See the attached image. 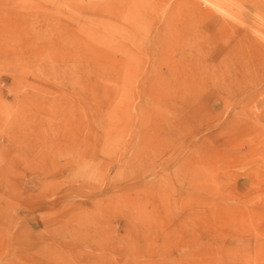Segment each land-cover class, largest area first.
I'll return each instance as SVG.
<instances>
[{"label": "rangeland", "instance_id": "rangeland-1", "mask_svg": "<svg viewBox=\"0 0 264 264\" xmlns=\"http://www.w3.org/2000/svg\"><path fill=\"white\" fill-rule=\"evenodd\" d=\"M263 58L264 0H0V264H264Z\"/></svg>", "mask_w": 264, "mask_h": 264}, {"label": "bare ground", "instance_id": "bare-ground-1", "mask_svg": "<svg viewBox=\"0 0 264 264\" xmlns=\"http://www.w3.org/2000/svg\"><path fill=\"white\" fill-rule=\"evenodd\" d=\"M214 23V22H213ZM218 27H220V25L218 26ZM234 29V28H233ZM217 30V29H216ZM220 30H222V29H220ZM222 31H226V29L224 30H222ZM235 31V30H234ZM218 32H220V31H218ZM232 32V31H231ZM237 32V31H236ZM224 34V33H223ZM223 34H222V36H223ZM242 34V33H241ZM231 35V34H230ZM229 35V36H230ZM235 35V34H234ZM237 36V35H236ZM236 36H234V37H236ZM244 37H246L245 35H244ZM204 38V37H203ZM247 38V37H246ZM240 39H242L241 37H240ZM245 39V38H244ZM248 40H250V39H248L247 38V41ZM200 41V40H199ZM220 41H222V40H220ZM245 41V40H244ZM246 41V42H247ZM248 43V42H247ZM250 43H252V40L250 41ZM236 44V43H235ZM203 45V44H202ZM218 45V44H217ZM233 45H234V43H233ZM252 45V44H251ZM214 46V45H213ZM232 46V45H231ZM233 47V46H232ZM235 47V46H234ZM235 48H239V47H235ZM254 48H256V47H254ZM253 47H252V49H254ZM204 49V48H203ZM219 50H220V47L218 48ZM222 50H223V48H221ZM249 49V48H248ZM250 49H251V47H250ZM249 49V50H250ZM215 50V49H214ZM218 50V51H219ZM231 50H233V49H231ZM224 51V50H223ZM250 51H252V50H250ZM221 52V51H220ZM237 52H238V50H237ZM256 52V51H255ZM258 52H260L259 50H258ZM198 53V52H197ZM200 53V52H199ZM222 53V52H221ZM220 53V54H221ZM253 53H254V51H253ZM252 53V54H253ZM201 54H202V52H201ZM205 54V53H204ZM246 54V53H245ZM256 54L257 53H255V57H256ZM260 54L261 53H259V56H260ZM216 55V54H215ZM250 55V54H249ZM261 55H263V53L261 54ZM217 56V55H216ZM219 56V55H218ZM247 56H248V53H247V55H246V58H247ZM253 56V55H252ZM196 57H198V56H196ZM250 57V56H249ZM262 57V56H261ZM199 58V57H198ZM205 58V57H204ZM208 58V57H207ZM206 59V58H205ZM210 59V58H209ZM211 59H214V58H211ZM241 59V58H240ZM248 59H250V58H248ZM254 59V58H253ZM256 59H258L257 57H256ZM260 59V58H259ZM264 59V58H263ZM199 60V59H198ZM217 60H219V59H217ZM247 60V59H246ZM215 61V60H214ZM235 61V60H234ZM236 61H238V60H236ZM247 61H250L251 62V60H247ZM253 61V60H252ZM258 61V60H257ZM193 62V61H192ZM241 62H243V61H241ZM250 62H248L249 64L248 65H250ZM255 62V61H254ZM216 63V62H215ZM256 63V62H255ZM258 63V62H257ZM237 64H239V63H237ZM262 64V63H261ZM264 64V63H263ZM245 65V64H244ZM252 65H254V63L252 64ZM186 66V65H185ZM233 67V66H232ZM246 67H247V64H246ZM189 68V67H188ZM191 68V67H190ZM205 68V67H204ZM239 68V67H238ZM241 68H242V66H241ZM248 68H249V66H248ZM254 68V67H253ZM255 68H257V67H255ZM255 68H254V70H255ZM260 69H261V66L259 67ZM206 69V68H205ZM216 69H218L217 67H216ZM232 69V68H231ZM237 69V68H236ZM226 70V69H225ZM262 70H263V68H262ZM209 71H210V69H209ZM221 71V70H220ZM232 71H233V69H232ZM240 71V70H239ZM245 71V70H244ZM248 71H249V69H248ZM251 71V70H250ZM259 71V70H258ZM186 72V71H185ZM201 72V71H200ZM205 72V71H204ZM222 72V71H221ZM235 72V71H234ZM189 73V72H188ZM225 73L228 75V73H227V71H225ZM233 73V72H232ZM255 73H256V71H255ZM258 73V72H257ZM184 74V73H183ZM206 74V73H205ZM204 74V75H205ZM211 74V73H210ZM238 74V73H237ZM219 75H221L220 73H219ZM238 75H240V74H238ZM242 75H243V73H242ZM241 75V76H242ZM246 75V74H245ZM247 75H249V74H247ZM253 75V74H252ZM180 76H182V75H180ZM185 76V75H184ZM194 76H195V74H194ZM200 76L202 77V75L200 74ZM199 76V77H200ZM207 76V75H206ZM213 76V75H212ZM215 76V75H214ZM188 77V76H187ZM197 77V76H196ZM217 77V76H216ZM228 77V76H227ZM232 77H234V75H232ZM232 77H231V80H232ZM252 77V76H251ZM183 78V77H182ZM189 78V77H188ZM206 78V77H205ZM222 78V77H221ZM235 78V77H234ZM243 78V77H242ZM187 78H184V80H186ZM197 79V78H196ZM212 79V78H211ZM215 79V78H214ZM229 79H230V77L228 78V82L229 83H231L230 81H229ZM245 79V78H244ZM246 79H248V78H246ZM200 80V79H199ZM203 80V79H202ZM216 80V79H215ZM182 81V80H181ZM204 81V80H203ZM221 81V80H220ZM236 81V80H235ZM242 81V80H241ZM249 81V80H248ZM222 82V81H221ZM226 82V81H225ZM217 83V82H216ZM195 84V83H194ZM197 84V83H196ZM199 84V83H198ZM203 84V83H202ZM208 84V83H207ZM222 84V83H221ZM189 85V84H188ZM199 85H201V84H199ZM217 85V84H216ZM195 86V85H194ZM214 86V85H213ZM186 87H188V86H186ZM186 87H185V89H186ZM190 87H192V86H190ZM199 87V86H198ZM197 88V87H196ZM203 88V87H202ZM205 88V87H204ZM211 88V87H210ZM183 89V88H182ZM205 91V90H204ZM223 100V99H222ZM226 100V99H225ZM228 102V101H227ZM258 102V101H257ZM260 103V102H259ZM232 107V106H231ZM241 111V110H240ZM264 111V110H263ZM187 119V118H186ZM256 120V119H255ZM264 120V119H263Z\"/></svg>", "mask_w": 264, "mask_h": 264}]
</instances>
